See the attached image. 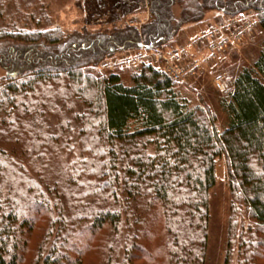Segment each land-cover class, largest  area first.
Masks as SVG:
<instances>
[{
    "label": "trees",
    "instance_id": "1",
    "mask_svg": "<svg viewBox=\"0 0 264 264\" xmlns=\"http://www.w3.org/2000/svg\"><path fill=\"white\" fill-rule=\"evenodd\" d=\"M147 3L151 18L141 29L82 35L52 24L20 26L22 3L0 0V264H23L35 230V264H85L92 242L94 264H136L139 242L156 232L164 264H204L208 194L221 156L233 200L251 220L236 264H264V46L221 100L224 130L212 110L191 106L176 80L151 63L130 85L118 73L88 69L123 48L163 51L182 26L212 10L253 11L264 33V0ZM77 127L89 159L63 161L60 176L48 175L46 158L72 148ZM59 178L62 190L51 180ZM229 246L225 264H235Z\"/></svg>",
    "mask_w": 264,
    "mask_h": 264
},
{
    "label": "rangeland",
    "instance_id": "2",
    "mask_svg": "<svg viewBox=\"0 0 264 264\" xmlns=\"http://www.w3.org/2000/svg\"><path fill=\"white\" fill-rule=\"evenodd\" d=\"M19 3H22V6ZM15 5H19V12L22 10L21 14L16 17L20 26L26 24L27 28L46 29L52 24V26H60L65 34H113L115 31L132 25L141 29L142 25L151 18L147 0H11L12 8H16ZM15 13L17 9L11 12V14ZM218 13L223 12L212 10L203 21L182 26L178 34L162 47L163 51L144 47L142 44H140L141 48H123L106 57L98 66L88 69L94 74L118 73L122 81L130 85L132 75L138 72L144 64L151 63L157 68L164 69L160 58L162 53L186 48L184 61L189 72L180 80H176V89L191 106L212 110L217 117L218 128L224 130L227 127L228 118L221 107V100L233 88V82L242 67L252 65L258 57L264 46V33L253 11L234 15L237 19L228 21V25L233 23L234 26L236 25L235 28H226V24H217L223 23L215 19ZM243 14L247 18L243 17L240 20V15ZM4 20L7 23L10 21L8 16H5ZM248 22L254 25L251 30L243 31V34L233 38L232 42L224 48L216 51L210 50V45L217 37L219 40V37L229 36ZM218 29L222 36H219ZM213 30H217L214 36L211 35ZM196 61L199 62L197 67L193 65ZM0 73H3V70L0 69ZM220 78L223 81V90L215 85ZM66 114L71 116L69 113ZM78 136L79 128L77 127L71 135L72 139L70 138L72 148H64L54 156L49 154L46 158L49 166L48 175L60 176V172L63 173L59 171L63 161L67 164L75 161L76 165H79L81 160L84 162L85 159H89V153L83 155L80 145L77 144ZM69 173L70 171H67L63 175ZM51 180H53L52 183L60 184V178ZM62 180L61 190L65 187V182ZM70 193L65 191L68 198L72 197ZM208 198L210 219L204 264H225L229 245L233 251L231 262L236 264L240 258L238 250L244 253L242 252L244 247L240 242H242L241 238L246 236V225L250 224L251 220L246 207L233 200L228 176V162L225 156L217 160L216 183L209 190ZM70 214L73 213L70 212ZM101 233L102 231L96 235L95 240L99 239ZM39 236L40 232L35 230L23 264H35L34 248ZM87 239L86 237L85 240ZM162 240L163 236L159 232L153 236L151 234L145 236L139 242L144 247V252L136 264H164L161 255L155 253V249ZM98 255V245L92 242L85 251L82 261L85 264H94Z\"/></svg>",
    "mask_w": 264,
    "mask_h": 264
},
{
    "label": "built area",
    "instance_id": "3",
    "mask_svg": "<svg viewBox=\"0 0 264 264\" xmlns=\"http://www.w3.org/2000/svg\"><path fill=\"white\" fill-rule=\"evenodd\" d=\"M233 26V23L231 24ZM253 23L252 22H248L245 23L243 25V27H241L240 29H238V31H236L233 34H229L228 35H224V37H219V40H217V38L212 42V44L210 45V50L212 51H216L219 48H224L226 46H228V44H230L233 40V38H237L239 35L243 34V31H247V30H251L253 27ZM217 30H213L211 31V35L214 36ZM219 31V36H222V34L220 33L221 31L218 29ZM226 36V37H225ZM186 48H182L181 50H177V51H173V52H169V53H162L160 55V58L163 62V66H164V70L165 72L171 76L174 80H180L181 78H183V76L189 72V70L185 67V61L184 58L186 56ZM194 66H199V62H194L193 64ZM195 68V67H194ZM215 85L218 89L223 90L224 89V85H223V81L222 78L218 79L215 82Z\"/></svg>",
    "mask_w": 264,
    "mask_h": 264
},
{
    "label": "crops",
    "instance_id": "4",
    "mask_svg": "<svg viewBox=\"0 0 264 264\" xmlns=\"http://www.w3.org/2000/svg\"><path fill=\"white\" fill-rule=\"evenodd\" d=\"M245 14V13H244ZM240 15V20H242V18L243 17H245V18H247V16L246 15ZM217 18V19H216ZM215 19L217 20V22H220V21H222L223 23H217V24H226L225 25V27L226 28H235L236 27V25L234 26V24H233V26L232 25H228V21H231V20H233V19H237L235 16H233V15H228V14H226V13H218V15L215 17ZM244 20V19H243ZM228 30V29H227ZM224 31H225V29H224Z\"/></svg>",
    "mask_w": 264,
    "mask_h": 264
}]
</instances>
